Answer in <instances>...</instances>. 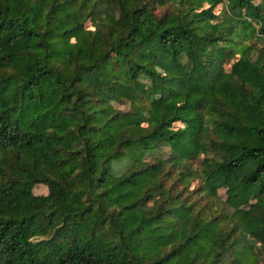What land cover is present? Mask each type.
<instances>
[{"label": "trees", "instance_id": "16d2710c", "mask_svg": "<svg viewBox=\"0 0 264 264\" xmlns=\"http://www.w3.org/2000/svg\"><path fill=\"white\" fill-rule=\"evenodd\" d=\"M0 264H264V0H0Z\"/></svg>", "mask_w": 264, "mask_h": 264}, {"label": "rangeland", "instance_id": "374dc122", "mask_svg": "<svg viewBox=\"0 0 264 264\" xmlns=\"http://www.w3.org/2000/svg\"><path fill=\"white\" fill-rule=\"evenodd\" d=\"M255 1H260V0H255ZM222 8V4H218L216 7H215V11L216 12H219ZM227 68H229L228 65H226ZM122 108H127V105H122ZM171 153V149L167 146V145H164L162 147H160L159 149H157L156 151H154L153 155L155 156H159V157H168ZM149 158V156H148ZM48 192L47 190V186L44 185V184H37L34 186L33 188V193L35 195H38V196H43V195H46ZM219 194L221 195V197H225V189L221 188L219 190Z\"/></svg>", "mask_w": 264, "mask_h": 264}]
</instances>
